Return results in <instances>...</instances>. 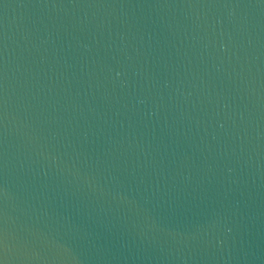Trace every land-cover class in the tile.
<instances>
[{
  "label": "water",
  "instance_id": "95a60500",
  "mask_svg": "<svg viewBox=\"0 0 264 264\" xmlns=\"http://www.w3.org/2000/svg\"><path fill=\"white\" fill-rule=\"evenodd\" d=\"M0 264H264V0H0Z\"/></svg>",
  "mask_w": 264,
  "mask_h": 264
}]
</instances>
